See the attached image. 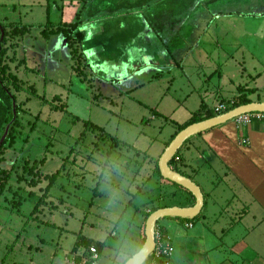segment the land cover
Here are the masks:
<instances>
[{
    "label": "rangeland",
    "instance_id": "rangeland-1",
    "mask_svg": "<svg viewBox=\"0 0 264 264\" xmlns=\"http://www.w3.org/2000/svg\"><path fill=\"white\" fill-rule=\"evenodd\" d=\"M54 1L56 2V0H52V2ZM120 1L102 0V5L117 8ZM153 1L156 0H133V3L130 0L121 1L122 5L119 9L122 10H116L119 12L117 15L119 17L124 14L123 11L133 12V15L126 16V19H132L144 27L146 21L149 23L151 19L156 21V24H162L166 15H174L177 21H180V18L184 16V14L179 13V9H175V14L164 12L165 7L160 4L157 5L159 11L156 13L147 12L148 5ZM193 2L195 5L197 4V0ZM62 3L64 5L70 2L69 0H62ZM161 4L163 6L173 4L177 7L189 5L187 0H173L172 2L167 0ZM209 4L211 5V3ZM76 5L73 7L76 8V11L83 9V5ZM50 6L53 7L52 4ZM31 7L34 8V19L37 26L31 29L28 34L36 35L37 41L32 38L28 41L26 39L28 34H26V36L18 35L16 39H8L7 43H4L10 69L21 80L24 91L15 92L18 101L16 106L19 109L16 113L18 115L16 140L14 144L10 145V142L6 144L3 149L4 162L0 164V168L3 167L5 172L11 175L10 184L0 198V264H22L23 257L33 258L36 247L47 250V258L44 263L51 264V252L58 246L63 250L58 256L57 262L62 264L65 256L68 255L66 258H69L74 255L73 253L70 255V250L77 241L79 234L82 233L83 227H85L84 235L88 236L87 224L93 218L88 216L89 220L87 221L84 219L87 215L97 213L100 219H107L109 232L115 226H118L121 231L130 229L129 240L137 234V226L141 224L140 221L142 222V216L137 212L138 207L150 203L153 209H158L169 204L165 203L163 199L165 197L161 196L165 195L166 192L151 197L143 194L136 200L134 199L135 193L141 187L140 175L149 173L143 172V161L141 160L143 158H135L131 147L136 148L145 144V140L139 137V125L146 133L144 136L157 141H167L173 133L172 126L165 124V117L163 116H157L156 121L145 119V123L142 125L140 122L144 118V113L146 114L145 118L149 119L148 114L153 110L130 105L137 104L139 99H144L143 101H146L143 102L144 104L149 102L151 104H177L172 101L170 95H166L170 90L166 82L167 75L162 81L149 84L141 80L144 78L139 79L128 73V70L124 68L122 57L123 55H130L126 47L130 48L131 53L134 51L133 40L128 41L133 37L134 31L131 35L130 30H127L128 34L125 38L116 32L113 34L116 36L113 41L111 40L109 45L104 46L107 48L108 59L106 57L102 60L96 59L98 55H95L96 58L92 55V50H97L95 46L89 44L87 45L88 50H86V46L83 45L85 54L89 52L91 58L93 56L92 60L91 58L88 60L89 80L83 82L85 78L78 77L76 70H74L75 62H73L67 43L64 45L65 47L61 46L59 44L60 39H57L58 42H55L54 45L53 43L44 44L45 39L41 33L47 25L45 24L46 15L36 16L37 12H40L38 4H32ZM5 11L0 10V17ZM117 15L110 16L105 12L100 14L97 26L102 28L100 19L105 21L113 19V25L112 23L111 25L116 27ZM53 19L54 15L51 17V20ZM238 22L240 21H234V23ZM262 22L261 24V20L257 19L251 23L248 29H245L243 23L237 25L238 29L236 27L229 29L228 36H225L224 33L226 29H222V34H219L221 41L219 48L214 44L204 49L210 54H215L214 59L217 57L216 53L220 54L222 56L221 64H224L223 60L229 56L226 53L231 52L236 61L242 62L244 59L246 67L251 72L250 76L247 74L238 78L234 76V73H231L233 83L240 85L236 88L231 87L227 91L229 95H226L225 99L218 100L219 104H227V102L238 97L241 92L244 93L245 98L255 93L254 99H251L254 102L264 101V20ZM15 25L20 28L23 27L20 24H9L6 25L5 29L0 26V37L3 39L5 30L7 32L18 31L19 34H22L23 28L16 29ZM232 25L233 23L228 22L225 26ZM135 26L140 29L137 32L139 37H145L144 41L146 39L151 41L150 46L144 44L138 50L136 47L137 54L139 53L141 58H145L150 53V48L153 49L154 53L166 51L167 45L162 35L160 37L152 30L148 31V28L137 27V24ZM178 31L180 30L175 29L173 36L175 40ZM140 32L141 36L139 35ZM59 37L66 40L63 35ZM100 53L98 51L99 56H101ZM197 53L199 52L195 51V54ZM137 56L139 57V55ZM175 59L178 58L175 56ZM230 61L228 67L224 68L230 72H237L239 69L235 65L232 66V59ZM177 64H180L181 67L180 62ZM109 69L114 70L115 74L111 82L108 83L105 76L106 72L110 71ZM170 71L177 73L175 78H179L182 72L175 65ZM186 71L189 72V70ZM259 74L261 77L258 76ZM108 78L111 79V74ZM138 81L142 83L140 84L142 86L133 91ZM114 89L122 94L120 99L116 98L117 93H113L115 92ZM100 94H103V97H100ZM112 103L113 105L109 106ZM192 103V101L191 103L187 102V104ZM156 107L154 106L153 109L156 110ZM132 110L135 114L131 113ZM124 116L129 117L136 124L129 126L130 122L122 119ZM86 122L94 123L104 129L105 136L103 137L100 132L86 127ZM162 122L164 123L161 124ZM127 127L130 129L129 133L126 131ZM114 141L116 142L114 143ZM107 152L114 155L110 159L119 161L122 167H125L120 172L122 176L126 177V182L119 185L117 181L114 182L115 187L120 186L119 190L111 191L107 187V183L104 184L106 180L104 168L98 166L93 168L92 159L102 164L103 161L105 162ZM43 157H46V162L42 165L40 161ZM74 160H76L77 165H74ZM59 171V177L51 188L48 198L45 199L47 205L42 207L34 217H30L37 203L45 195L51 177ZM100 182V187L95 186ZM132 182L134 184L128 193L124 184ZM61 197L64 199L61 200ZM17 200H20L19 204L16 202ZM74 201H76L75 204ZM19 206L20 213L17 211ZM90 206L91 210L89 209ZM145 210L147 209L145 208ZM122 216L124 219L120 222ZM127 221H130V226ZM260 230L264 231V227ZM92 234L96 240L101 241L106 238V233L102 230L92 232ZM127 241L122 248L124 249L122 254L119 255L117 252L119 250L115 252V249L121 248L123 241L120 240L119 236L112 239L109 243L112 250L108 251L107 256L114 255L113 258L115 259L127 257L125 255L128 248ZM31 246L33 249H30ZM103 261L104 264L114 262L113 260L110 262V257H106V254H104Z\"/></svg>",
    "mask_w": 264,
    "mask_h": 264
},
{
    "label": "crops",
    "instance_id": "crops-1",
    "mask_svg": "<svg viewBox=\"0 0 264 264\" xmlns=\"http://www.w3.org/2000/svg\"><path fill=\"white\" fill-rule=\"evenodd\" d=\"M85 1L69 0L70 3L63 5L62 0H56V2H52V0H1L0 10H6V14L4 13L0 17V24L5 27L9 24H20L24 27L26 26L29 33L31 29L37 26L34 19V8L31 6L32 4H38L40 12H37L36 16L46 15L47 21L45 24L50 22L53 27H57L62 23L70 24L75 22L74 17L81 11L80 9L76 11V8H73L76 4H81L83 7L87 5L86 11H84V20L87 21L83 23L81 30L85 35V49L88 50L87 45L89 44L90 46H95L97 50H92V55L95 58L98 55L96 58L98 60H102L105 57L108 59L107 48L104 46L109 45L111 40L113 41L116 37L113 34L117 32V34L125 38L128 34L127 30H130L131 35L134 31L133 37L128 39V41L133 40L134 51L131 53L130 48L126 47L130 55H123L122 57L124 68L133 77L144 78L141 80L149 84L162 81L167 75L166 82L170 90L166 95H170L172 101L177 103L151 104L149 102L144 104L143 102L146 101L139 99L137 104H130L139 108L153 110V113L148 114L149 119L145 118L146 114L144 113V118L140 122L142 125L145 123V119L156 121L157 116H163L165 117V124H169L173 129V133H171L167 141H157L144 136L146 133L139 125V137L145 140V144L136 148L128 146L134 151L133 156L135 158H143L138 159L143 161V172L149 174L140 175L139 179L142 180V183L137 193L134 192V199L136 200L143 194L151 197L155 194L166 192L165 195L161 196H164L165 203L169 204L159 207V209L165 207H193L196 201L193 203L191 195L167 183L161 173H158L159 159L169 146V143H171L173 136L177 133L178 126L189 122L195 114L214 111V108L220 105L218 100L225 99V96L229 95L227 91L231 87L236 88L240 85L233 83L231 73H234L236 78L244 77L247 74L250 76L251 72L246 67L244 59H242V62L236 61L233 53L228 52L226 54H229V56L223 60L224 64H221L222 56L220 54L216 53L217 57L214 59L213 56L215 54H210L204 49L214 44L219 48L221 44L219 34H222V29H226L224 33L225 36H228L230 28L234 29V27L242 23L245 29L250 28L251 23L257 19H260L262 24L264 20V0H197L196 5L193 2L194 0H187L189 5L185 7H177L173 4L163 6L161 3L167 2V0H156L152 3L150 2L152 6L148 5L147 12L156 13L159 11L157 5L160 4L165 7L164 12L175 14V9H179V13L184 14V16L180 18V21H177L174 15H166L162 20L164 22L162 24H156V21L151 19L149 23L146 21L145 27L132 19H126V16L133 15V12L123 11L124 14L118 17L117 14L119 12L116 10H122L119 9L120 5H122L121 2L117 8H110V5L107 7L102 5V0H97L96 5V0H90L89 5L88 0ZM169 1L172 2L173 0ZM51 4L53 7L50 6ZM128 4L131 5L130 3ZM247 11H249V14H247ZM104 12L110 16L117 15L116 27L112 26L113 19L106 21L100 19L102 28L97 26L99 16ZM52 15H54L53 20H51ZM237 20L240 22L234 23ZM228 22L233 23V25L225 26ZM136 24L137 27L148 28V31L152 30L157 36L161 37L162 35L167 45L166 51L154 53L153 49L150 48V53L145 58H141L140 54H137V50L144 44L150 46L151 41L149 42L147 39L144 41L145 37L137 35L140 29L136 28ZM238 28L236 27V29ZM175 29L180 30L176 37L177 41L175 37L173 38ZM139 35L141 36V32ZM59 36L55 35L48 40L45 39L44 44L50 45L53 43L54 45L55 42H58L56 40L60 39L59 44L64 46L66 40ZM30 38L37 41L36 35H31L30 33L26 39L30 41ZM53 50L55 51L54 48ZM98 51L101 52V56H99ZM195 51L199 53L195 54ZM86 56L90 60L91 55H89V52L86 53ZM175 56L179 60H174ZM230 58L233 62L232 66L235 65L239 69L237 72H230L224 68L230 64ZM244 58L246 57L244 56ZM179 62L181 67L180 64H177ZM174 65L182 71L179 78H175L177 73L170 71ZM109 70L105 76V80L108 83L111 82L115 74L114 70ZM186 70H189V72ZM109 74H111V79L108 78ZM258 76L261 77L260 74ZM140 84L142 83L138 81L135 87L131 86L134 87L133 91L140 89V86H142ZM113 91H115L113 92L114 94L117 93V99L122 97V94L116 89ZM254 94L249 95L248 98L254 99ZM102 95L100 94L101 97H103ZM188 101L193 103L187 104ZM112 105L113 103L109 104V106ZM154 106H157L156 110L153 109ZM131 113L135 114L133 110ZM122 119L130 122L129 126L136 124L129 117L124 116ZM126 131L129 133L130 129L127 127ZM122 150L124 149L122 148ZM113 156L112 154L109 157L106 156L105 162L103 161L102 164L92 159L93 168L96 166L104 168L106 173L104 184L107 183V187L111 191L120 189V186L115 187V181H117L118 185L126 182V177L122 176L120 172L125 167L123 168L119 161L110 159ZM152 166L153 168H150ZM174 168L201 188L204 194V207L193 222L188 221V219L178 218H167L160 221L157 233H160L163 239L168 240L173 248V254L168 260L169 264H264V231L260 230L264 227V123L254 122L249 126L240 128L232 121L191 138L181 149ZM133 184V182L124 184L128 193H130ZM97 185L100 187L101 182L95 184V186ZM94 197H97V195H94ZM60 199L63 200L64 197ZM89 209L91 210V206ZM137 209L138 214L142 216V222L140 221L141 224L137 226V234L129 240L130 229L121 231L118 226H115L109 232L108 220L100 219L97 213L87 215L84 218L88 221V216H92L93 219H90L87 224L89 229L88 236L84 235L83 230L85 227H83L79 237L82 236L102 244L104 243L100 264H104V254H106V257H110V262L111 260L114 261L112 264H126L132 256L141 250L145 240V220L153 208L149 203ZM123 219L124 217L122 216L119 221L122 222ZM105 222L106 225H104ZM84 224L86 225L85 221ZM127 224L130 226V221H127ZM189 224L192 227H189ZM100 230L106 233V238L101 241L93 238L92 234V232H99ZM94 236L96 237V235ZM118 236L123 241V244L121 248L115 249V252L119 250L117 251L118 254H122V250H124L122 248L128 240L127 253H125L127 257L115 259L113 258L114 255H107L108 251L112 250L109 245L110 241L118 238ZM76 243L77 241L72 246L70 255L74 253L73 250ZM30 249H33V247L31 246ZM62 250L58 246L51 252V264H58L57 259ZM46 252V249L36 247L33 258L29 256L23 257L21 263L45 264ZM65 258L62 264H65Z\"/></svg>",
    "mask_w": 264,
    "mask_h": 264
},
{
    "label": "trees",
    "instance_id": "trees-1",
    "mask_svg": "<svg viewBox=\"0 0 264 264\" xmlns=\"http://www.w3.org/2000/svg\"><path fill=\"white\" fill-rule=\"evenodd\" d=\"M91 1L88 0V5L90 4ZM121 1H125V0H121ZM130 1H131V3H133V0H130ZM119 4H121V3H119ZM149 5H151V4H149ZM86 7H87V5H85L83 7V9L77 13L76 21L74 23H70V24H66V23L63 24L62 23L61 25H58L57 27H53L50 24V22H47V25L45 26L44 31H42V33H41L43 35L44 39H46V40L50 39L51 37H53L55 35H63L65 37L66 43H67V45L71 51V56H72L73 62H75L74 70H76L78 77L85 78V81L82 80L83 82H88V80H89V74L87 73V70L89 68L88 57L86 56L85 50L83 48V45L85 43V35L81 31V28L84 25L83 23L87 21V20H84V11H86ZM0 26L5 29V26H3L1 24H0ZM14 27H16V29H22L23 28L21 30L22 34H19L18 31L7 32L5 30L3 39L0 37V164L4 162V160H3L4 159L3 158V151L4 150L3 149L6 147V144L8 142H10V145L14 144L15 140H16L15 132H16V128L18 126V122H17V116L18 115L16 113L18 112L19 109H18V106H16V104H18V101H17V94L15 92H17V91L23 92L24 91V89H22V86H21V80H19L18 76L16 74H14L10 69V65L8 64V59L6 56L7 50L4 48V43L5 42L7 43L8 39H13V38L16 39L18 35L26 36V34L28 33V28L26 26L25 27L23 26L22 28H20L18 25H15ZM178 34H179V31H178ZM244 96H245L244 93L241 92L239 94V96L236 97L234 100L227 102V104H225V106L227 107L226 112H229V111H231L237 107H240V106H243L246 104L254 103V101H252L248 97L245 98ZM259 102H262V101H259ZM226 112H224V113H226ZM216 116H219V114H216L215 111H212V112L208 111V112H202L199 114H195V116L189 122L178 126L177 133L173 136V139L177 136V134L179 132H181L182 130H184L188 126L195 124V123H199V122L208 120V119H211V118H214ZM85 126L90 127L93 131L100 132L102 134V136L103 135L105 136V134H106L104 129L96 126L95 124H93L91 122H88V123L86 122ZM115 142L116 141H114V143ZM187 142H189V140ZM180 151L177 153V155L169 163L171 168L174 170L176 169L174 167L176 165V159L180 155ZM110 155H111V153H107L108 157ZM40 162L43 165L46 162V157H43V159ZM73 163H74V165H77L76 160H74ZM26 165H27V163H26ZM157 170H158V173L160 174L159 166L157 167ZM5 171L6 170H4L3 167L0 168V198L6 192L7 187L10 184V180H11L10 173H7ZM175 171H177V169ZM177 172L180 173L179 171H177ZM59 174H60V171L51 177V179H50L51 181L48 185V188L46 190L45 195L37 203L33 212L31 213L30 217H34L42 209V207L47 205V203L45 202V199L48 198V196L50 194V190L54 186L56 179L59 177ZM165 181L167 183H170V184L178 187L179 189L185 191L189 195H191L192 199H193V203H195L196 200H195L194 196L189 191L185 190L184 188H182V187H180V186L176 185L175 183H172L168 180H165ZM29 184H30V182H29ZM16 202L19 204L20 200H17ZM20 206L17 209L18 213H20ZM158 209L151 210V212L148 213L145 222L147 221V218L150 216V214L155 212ZM188 221L193 222L195 220L194 219H188ZM144 242H145V240H144ZM92 246L97 248L98 253L101 256L103 248H104V243L102 244V243L93 241L89 238L80 236L77 240L75 247H74V250H73L74 253L73 254L82 253L83 251H85L84 253L89 252V250ZM148 260H150V258Z\"/></svg>",
    "mask_w": 264,
    "mask_h": 264
},
{
    "label": "water",
    "instance_id": "water-1",
    "mask_svg": "<svg viewBox=\"0 0 264 264\" xmlns=\"http://www.w3.org/2000/svg\"><path fill=\"white\" fill-rule=\"evenodd\" d=\"M250 113H264V102L246 104L214 118L192 124L179 132L171 141L158 162L161 176L165 180L175 183L189 191L194 196L196 203L193 207L189 208L165 207L151 213L146 221L145 242L141 248V250L145 251V254L141 256L140 250L126 264H144L152 256L156 249V232L160 221L167 218L195 219L200 215L204 207V194L201 188L191 179L174 171L169 165L172 159L183 148L184 144L193 137L230 123L238 117Z\"/></svg>",
    "mask_w": 264,
    "mask_h": 264
},
{
    "label": "built area",
    "instance_id": "built-area-1",
    "mask_svg": "<svg viewBox=\"0 0 264 264\" xmlns=\"http://www.w3.org/2000/svg\"><path fill=\"white\" fill-rule=\"evenodd\" d=\"M225 104H220L214 108L216 114L222 115L226 112ZM237 127L249 126L254 122L264 123V113H250L238 117L234 120ZM192 227L191 224L188 225ZM76 253L72 257L66 258L65 264H100V254L96 247L92 246L89 252ZM173 254V248L168 240L163 239L160 233L156 232V249L150 260L144 264H169V259Z\"/></svg>",
    "mask_w": 264,
    "mask_h": 264
},
{
    "label": "clouds",
    "instance_id": "clouds-1",
    "mask_svg": "<svg viewBox=\"0 0 264 264\" xmlns=\"http://www.w3.org/2000/svg\"><path fill=\"white\" fill-rule=\"evenodd\" d=\"M144 254H145V251L144 250H141L140 255L142 256Z\"/></svg>",
    "mask_w": 264,
    "mask_h": 264
}]
</instances>
